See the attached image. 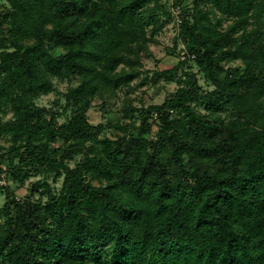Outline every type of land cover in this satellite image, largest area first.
Masks as SVG:
<instances>
[{"label":"trees","instance_id":"obj_1","mask_svg":"<svg viewBox=\"0 0 264 264\" xmlns=\"http://www.w3.org/2000/svg\"><path fill=\"white\" fill-rule=\"evenodd\" d=\"M184 7L187 57L158 73L176 79L177 91L132 107L140 125L117 123L111 138L88 111L142 75L149 42L168 23L159 0H4L0 137L13 142L3 157L9 177L25 182L35 171L63 181L56 192L38 180L20 199L0 178V264H264V0ZM74 79L71 117L59 123L36 100Z\"/></svg>","mask_w":264,"mask_h":264},{"label":"rangeland","instance_id":"obj_2","mask_svg":"<svg viewBox=\"0 0 264 264\" xmlns=\"http://www.w3.org/2000/svg\"><path fill=\"white\" fill-rule=\"evenodd\" d=\"M159 3L161 8H159L158 13L168 23L149 42V51L142 58L144 63L142 75L133 81L131 87L120 88L116 96L108 98L105 101L101 99L94 100L88 111L91 123L94 126H101L100 137L108 136L115 138L118 132L115 128V124L117 123L123 126H130L134 122L139 126L141 123L140 118L137 117V113L131 112L132 107L140 109L150 105L162 104L177 91L178 83L176 79L170 80L164 76H158V73L172 69L187 57L185 55V43L179 37V23L181 15L185 14L184 6L188 5L189 0L181 2L184 6L178 4L177 0H159ZM3 4L4 0H0V11L3 9ZM166 12L171 16L170 20L167 15H164ZM188 65L192 70L198 72V68L193 61L190 60ZM198 78L204 90H212L214 88L213 85L205 80L202 74L199 73ZM55 83L56 89L38 98L36 103L39 106H45L56 111L59 123H63L72 114L71 108L65 109L67 103L66 95L70 88L78 86L79 82L74 79L72 81L56 80ZM197 107L200 112H207L204 104L197 105ZM126 108L129 110L127 113L124 111ZM11 116L12 114L10 113L6 116V119H9ZM150 123L153 124L152 132L146 136L153 138L157 132V127L154 125L153 120H150ZM120 134L123 133L121 132ZM12 144L10 135L6 134L0 137V169H2L0 178L3 181L1 184L4 187H9L15 196L20 199H25L31 195L33 183L38 180L49 182L53 189L58 192L62 186L63 179L56 177L54 173L45 174L32 171V175L25 182L15 181L9 177V164L7 160L4 161L3 157H7V152L11 149ZM6 196L5 189L0 188V208L6 202Z\"/></svg>","mask_w":264,"mask_h":264},{"label":"built area","instance_id":"obj_3","mask_svg":"<svg viewBox=\"0 0 264 264\" xmlns=\"http://www.w3.org/2000/svg\"><path fill=\"white\" fill-rule=\"evenodd\" d=\"M1 183H3V181L1 180Z\"/></svg>","mask_w":264,"mask_h":264}]
</instances>
